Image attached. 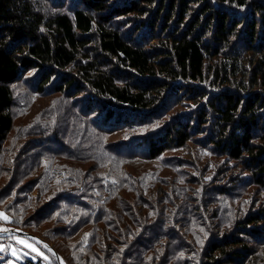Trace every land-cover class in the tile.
I'll list each match as a JSON object with an SVG mask.
<instances>
[{
    "label": "trees",
    "instance_id": "1",
    "mask_svg": "<svg viewBox=\"0 0 264 264\" xmlns=\"http://www.w3.org/2000/svg\"><path fill=\"white\" fill-rule=\"evenodd\" d=\"M20 81L36 95L60 97L48 115L51 126L34 136L37 147L32 136L16 139L22 148L10 151L17 153L18 169L5 194L26 176L35 179L45 198L28 200L24 209L33 208L31 215L42 222L59 223L51 238L68 239L102 223L108 201H126L119 198L116 167L150 165L136 176L125 173L136 196L98 230V249L84 257L85 264L264 263V207L240 218L230 232L200 215L201 227L212 223L200 241L184 238L190 227L179 223V215L199 201L194 211L208 209L218 218L205 186L182 185L178 201H168L182 204L174 216L157 213L152 221L146 215L147 207L157 211L156 204L170 198L157 188L177 183L161 177L169 167L165 161L180 166L167 155L187 154L196 136L234 162L217 170L223 175L209 192L236 194L238 177L228 173L239 166L244 182L264 188V0H0V174L10 171L4 147L15 126ZM176 105L188 110L159 127ZM118 133L129 140L110 142ZM85 163L94 165L86 169ZM60 185L68 188L61 191ZM40 200L46 201L41 208ZM94 236L75 248L90 247Z\"/></svg>",
    "mask_w": 264,
    "mask_h": 264
},
{
    "label": "rangeland",
    "instance_id": "2",
    "mask_svg": "<svg viewBox=\"0 0 264 264\" xmlns=\"http://www.w3.org/2000/svg\"><path fill=\"white\" fill-rule=\"evenodd\" d=\"M58 97L53 96L51 98H48L36 95L32 92L31 88L27 84H23L22 81L18 82L15 91V105L13 108L15 126L14 130L9 135L10 137L8 142L4 147L6 154L10 157V171L8 172L6 168V170H4V173L0 174V213L6 214V216L8 217V222L0 219V228H6L8 229V231L19 230L22 232L30 233L32 235L36 234L37 237H42L47 240L46 242L50 244L62 257L64 264H68L65 257L68 259V261L71 262V264H85L84 257H92L94 251L98 249L99 239L101 240V234L100 232H98V230L101 228L103 229L105 226H107V223L110 220H113L115 217L119 218L118 214L121 210H125L124 205L127 199H129L130 197L135 198L136 196L135 191L132 189V187H130L132 186V183L125 178V173L132 174V171L136 176L148 169L150 165H148L147 163L138 162L136 164L127 163L125 164V166L116 167V169L113 171V174L123 186V189L119 193V198L126 201L119 206L116 205L118 200H115L112 205L108 201L105 204V212H103L104 215L102 216V218H100L102 219V223L96 224L95 226H88L68 239L61 236H54L51 238V227H58L59 223L55 221L42 222L41 220L36 219L31 215V212L34 210L33 208L27 210L24 209L28 200H32L35 197V201H38V199H41V197L45 198L44 195L41 194V190L39 189L40 184L38 186H35V179L30 178V176H26L24 182L29 181L30 179L34 181L31 184L27 183V186H30L26 188V190H22L20 188L24 182H18L10 187L11 189L8 194H5V191L8 185H11V181H13V179L15 178L13 177V172H16L18 169L16 168L15 161L17 158V153L14 154L10 151L15 149H17L18 151L21 150V142L16 139H19L20 137L21 139H25L27 136H32V141L34 144L31 143V145L37 147L39 143L34 136H37L42 128L46 129L51 126V117H48V115L54 111L52 109L54 105H57L55 101H57ZM186 103L190 102L187 101ZM187 110L188 109L186 107H183V105L173 106L172 109L163 114L164 117L158 122L159 127L163 124L165 119L167 120L166 123L168 124L171 117H174L178 113L186 112ZM203 137L200 138V136H196L194 138L195 144L189 146L187 154L176 150L175 152L169 153L167 155L169 159H172L170 160L171 164L175 165L178 163L180 164V166L182 165L183 168H180V166L178 168H174L167 164L165 161V165H168L169 167L162 170L161 177L165 179L166 176H168L166 178L169 179L167 183H171L172 181H177V183L172 184L175 185V188L173 189H170L168 186H164L163 184L159 188H157L161 191V193L162 190L168 191L170 198L165 197L164 193H162L161 197L167 198V200H164L162 203L156 204L157 211H151L149 207H147L146 209V215L152 221L157 219V213L159 215L164 213L166 216H168L169 214L170 216H174L175 211H177V209H179L182 204L181 202H179V206H177L176 204L177 207H173V205L169 204L168 201L169 199L173 200L175 197H177V199H175L174 201H178V196H180L181 194L180 187L182 185L186 184L188 187H192L197 190H201L205 186L207 189V197L212 196L214 202V204L212 202H208L207 204L211 209H217L218 218L216 217L215 219H212V217L208 216V209L206 210L207 212L203 211L200 212V214L199 211H194L193 208L195 205H199V201L193 202V205L188 209V213L184 211V208L182 207V213L179 215V217H182V220L179 221V223L187 224L188 227H190L188 229L189 234L186 235V237L184 236V238L188 240L192 238L195 241H200L202 237L208 238L204 236L203 233L207 231L206 227L211 226L212 223L214 225H219V228H221L222 230H227L228 232H230L238 226L236 225V223L240 218L244 219L243 217H247L249 213L256 212L264 207V188H261L256 184H251V181L249 183L244 182V176H241L239 174L241 169L240 166L237 169L230 170L228 173V175L234 174L238 177L236 179L238 183L235 187L236 194H226L224 196H220L214 190H211V192L208 191L210 188L218 185L217 183H215V179L223 175L220 174L219 176L217 174V170L221 167L224 168L225 166H227L226 163L231 164L234 162L226 160V158H223L220 154L215 152L209 142L205 144L202 143V141H204ZM198 139L202 141H199ZM127 140H129L127 136L119 133L110 137L109 139L110 142L117 145H123L127 142ZM47 149L50 148L47 147ZM50 150L54 151L56 149L52 147ZM136 151L137 150L135 149L133 152L136 153ZM44 154V152L41 153V155ZM32 155H34V153L31 154L32 161H25L27 166H29L30 163L34 160ZM3 156H5V154ZM39 159L40 157L38 156L36 158V163H38ZM60 159L61 156L51 161L52 163H57ZM93 165V163H85L83 167L89 169ZM23 170L24 167L22 166L21 171ZM182 173H186L185 177L182 176ZM38 174L39 173H33L32 175L37 176ZM192 177L202 179V181H204V183L206 184L204 185L200 181L192 184L189 183V180L185 182L186 178L191 179ZM43 181L44 180H42L41 182ZM64 186L65 185H60L58 188H60L61 191L68 188H64ZM19 188L21 189V192H17ZM239 192L241 193L238 194ZM181 196L184 197V194H182ZM193 196L197 197V193H194ZM15 198L19 199L21 202L15 205H11L12 203H14ZM45 202L46 201L44 200H40L38 202L39 207L41 208L42 206H44ZM190 204L191 202L187 201V205ZM203 209L205 208L203 207ZM140 215L145 216L143 212H141ZM200 215L205 220H207V218L209 217L208 221L212 223L207 225L206 227H201L205 221H201ZM70 221L71 220H68V223H70ZM115 222H117L116 219ZM117 225L121 227L123 226L122 224H118V222ZM91 233L95 235L91 246L87 248L79 247V249H76L75 244L81 240H85L86 245V243L89 241L88 236ZM48 238H51V241H49ZM17 241H24V243H18ZM0 247L5 249L4 252H0V264H61L50 249L43 245V243H40V241H36L31 237L23 235L0 236ZM13 252H15L16 255H13Z\"/></svg>",
    "mask_w": 264,
    "mask_h": 264
},
{
    "label": "water",
    "instance_id": "3",
    "mask_svg": "<svg viewBox=\"0 0 264 264\" xmlns=\"http://www.w3.org/2000/svg\"><path fill=\"white\" fill-rule=\"evenodd\" d=\"M8 236V235H23V236H27V237H31L33 239H35L36 241H40V243H43V245H45L48 249H50L52 251V253L56 256V258L58 259V261L61 263V264H64L63 262V259L62 257L59 255V253L50 245L48 244L45 240L37 237V236H34L30 233H27V232H22V231H19V230H10V231H7V232H0V236Z\"/></svg>",
    "mask_w": 264,
    "mask_h": 264
},
{
    "label": "snow or ice",
    "instance_id": "4",
    "mask_svg": "<svg viewBox=\"0 0 264 264\" xmlns=\"http://www.w3.org/2000/svg\"><path fill=\"white\" fill-rule=\"evenodd\" d=\"M0 219H3L5 222H8V217L6 216V214L4 213H0ZM0 231H3V232H7L8 229L6 228H0ZM18 243H24V241H17ZM5 249L0 247V252H4ZM13 255H16L15 252H13Z\"/></svg>",
    "mask_w": 264,
    "mask_h": 264
}]
</instances>
